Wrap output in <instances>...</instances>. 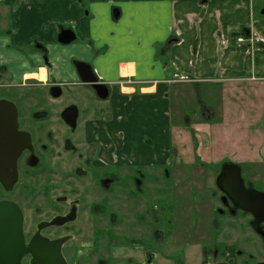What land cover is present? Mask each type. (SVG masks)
<instances>
[{"label":"crops","instance_id":"obj_1","mask_svg":"<svg viewBox=\"0 0 264 264\" xmlns=\"http://www.w3.org/2000/svg\"><path fill=\"white\" fill-rule=\"evenodd\" d=\"M262 1L88 0L86 6L85 0H3L0 66L7 69H0V82L71 83L62 85L63 95L82 84L90 90L74 65L84 61L108 84L114 116L105 129L97 125L90 138L101 140L102 135L110 147L117 142L132 162L169 166L170 183L186 178L189 173L180 168L194 167L199 158L236 163L245 178L264 185ZM62 28L73 29L76 40L60 43ZM36 42L45 46L47 58L33 48ZM75 95L80 101L70 94L67 102L85 100ZM144 132L163 146L165 158L144 156L152 149ZM191 209L201 210L202 219L208 213L194 203ZM176 229V239H184ZM136 255L139 261L145 258L142 251ZM154 264L177 263L157 253ZM182 264L203 262L189 255ZM212 264L238 262L232 258Z\"/></svg>","mask_w":264,"mask_h":264},{"label":"flooded vegetation","instance_id":"obj_2","mask_svg":"<svg viewBox=\"0 0 264 264\" xmlns=\"http://www.w3.org/2000/svg\"><path fill=\"white\" fill-rule=\"evenodd\" d=\"M33 48L43 51L44 57L47 58V49L44 45L36 42ZM0 69L5 70L7 66H0ZM64 84L67 86L71 83L42 82L36 79L23 83H14L13 79L0 82V92L2 89H7L8 94L3 92L2 94L13 95L10 97L3 95L4 97L0 96V99H9L17 105V129L30 136V143L23 148L18 157V181L11 190L15 191L18 185L24 186L25 182L31 181L30 178L34 182L56 184L50 187L52 192L25 191L18 197L9 199L17 202L23 211L26 243L33 242L32 245L37 243L34 253L27 251L22 256V264H154L157 253L172 257L177 264L186 262L189 255L201 258L203 264H212L224 258L235 260L236 255L229 256L234 246L220 245V239L231 230L230 222L227 221L224 226L219 225V227L218 221L220 218H230L238 211L251 213L237 207L230 195L218 183L223 167L232 162L223 159L216 165L218 170L220 169L214 178L220 205L211 210V237L198 238L201 237L198 235L199 224L202 221L200 210L195 224L197 239L193 240L185 236L184 239H176L175 229L172 227L156 226L161 220L157 212L158 207L154 205L149 212L148 207L144 210L146 203L143 199L138 200V194L143 191V179L140 175L143 177L147 175V172L143 173L140 162H132L126 157V160L112 165L116 172L107 171L108 145L103 143L105 141H101L102 135L99 141L90 138L89 121L85 119L90 113L95 114L97 109L101 114L106 115V107L91 108L90 99L86 100V98L81 103H64L62 98ZM21 85L28 86L31 91L26 92L31 95L19 102L18 96L9 90L12 86ZM57 87L61 88L60 96H56L59 91ZM90 88L95 92L93 87ZM97 98L94 100L97 101ZM73 104L77 105L79 110L76 126L64 118L65 114L70 116L66 110ZM146 166L160 168L167 181L165 184L167 187L185 182L196 184L193 176L190 175L182 178L180 182L170 183L171 171L167 165L148 166L147 164ZM241 174L245 186L253 187L250 181L245 179L242 168ZM126 175L129 177L128 181L121 182V177ZM201 175L197 174L198 181ZM27 176L28 180H25ZM77 182L86 183V187H79L80 190L75 187ZM115 185H120L117 197H114L112 194L114 190H111ZM194 186L201 187L200 191H203V184H200V181ZM161 190L162 188L153 194H163L164 190ZM196 190L194 189L195 198ZM195 198L196 207L198 205L195 204ZM128 199L135 201L134 204L139 207L131 206L125 209L123 207L125 204L130 206V203L126 202ZM113 201L115 205L112 204ZM140 209L143 210L141 220L137 216ZM218 215L222 216L218 217ZM169 233L172 234L169 236ZM58 240H61L59 248L56 245L53 248L49 246L50 242ZM211 241H213L212 246H210ZM159 243L163 245L165 243L168 247L158 248ZM138 251L145 253L144 260H138L136 255ZM169 251L172 254H168Z\"/></svg>","mask_w":264,"mask_h":264},{"label":"rangeland","instance_id":"obj_3","mask_svg":"<svg viewBox=\"0 0 264 264\" xmlns=\"http://www.w3.org/2000/svg\"><path fill=\"white\" fill-rule=\"evenodd\" d=\"M85 3H86V6L90 5L88 0H85ZM262 4L264 5V1H262ZM86 10L88 11V9H86ZM40 77H44V71H42V73L40 74ZM82 85L74 87V89H72V91H70V93H69V91L66 90V92L63 95V98H64V103H67L66 98H68V96L70 94H72L73 96H69V98H73L74 96H76L75 94H79L81 96H85L86 100L90 99L89 100V102H90L89 106L91 108H100L102 106L106 107V115L101 114L99 112V109H97V111H95V114L90 113L85 118L87 121H89V127H90L89 135H90V134H93L94 130H98V126H101L103 129H105L107 122L112 123L114 121L113 120L114 116H112V114L109 111L110 110V104H111L110 99L112 97V93H111V96H109V98H108L109 100L99 99V98H97L96 94L94 93V91L92 89L86 90L84 87H82ZM27 87L28 86L22 87V85L21 86H15V87L12 86L9 91H13L15 93V95L18 96L17 100L19 102H22L26 96L31 95L30 93L26 92L27 90L31 91ZM69 90H70V88H69ZM2 92L5 94H8L7 89H2ZM2 92H0V96L4 95V94H2ZM4 96H8V95H4ZM10 96H13V95H10ZM10 96H8V97H10ZM75 98H77L80 101V98L78 96H76ZM94 98L95 99L97 98V101H95ZM186 105L189 106L190 109H192L191 105H193V104L186 103ZM153 108L158 109V108H160V105H155V106H153ZM182 108H185L184 102H183ZM151 110H152V108H151ZM103 121L105 123H103ZM81 127H83V124H81ZM144 134H145L144 139L146 140V143L148 144L147 146L152 148L150 151L145 152L144 156H146V157L147 156H154V159L165 158V154L162 150L163 146L157 145L155 143V140L151 139V137H152L151 135H150L151 136L150 137V136L146 135L145 132H144ZM117 137L119 138V137H124V136L120 133H117ZM97 141H99V140H97ZM243 145H244L243 143L237 144V147L242 148ZM121 151L122 150L117 145V142L115 144H112L111 147L108 146L107 171L111 170L113 172H116L115 167L112 165H115L122 160H126L127 156L123 155L121 153ZM173 153H175V152H173ZM120 156H121V159H120ZM147 164H148V166L149 165L152 166L153 163L150 161H148V162L142 161L140 163V165L143 166V167H141V169L143 170V173L147 172V175H145L144 177L140 175V178L143 179V187H142L143 191L141 194H138V200L143 199V201L146 203L144 210H147V207H148L149 212L151 211V209L154 205H156L158 207L157 212H158L161 220L159 223L156 224V226L157 227H163V228L172 227V229H175V230H177L176 227H178V228H180V230H178L179 232L183 233V235L185 237H190L193 240H195L198 235H201V237H198L199 239L210 238L212 235V228H211L210 223L204 222V220H205V218L207 220H210L211 210H213L214 207H216V206L218 207L220 205V201L218 198V190H217V187L215 185V179H214L220 171V169L218 170V166H216V165H218V163H209V165H210L209 166L207 162L201 161V159L198 158L196 164L192 165L194 167L191 166L192 168H190V167L180 168L183 172H187V173H189L190 176H193V181L195 180L196 184L199 183V181H200V184L201 183L203 184V190L205 189L204 191H200L202 189L201 187L195 188V186H194V185H196L195 183H193V184L189 183L188 184V182H185V183L180 184V185L172 184L171 186L167 187V186H165L167 181L163 177L160 168H149V167L147 168V166H146ZM198 173L202 174L201 177H199V179H200L199 181L197 179ZM120 174L121 173L119 172V175ZM176 175L179 176L180 174L177 173ZM30 179H31V181L25 182L24 186L18 185L15 191L14 190L13 191L12 190H10V191L5 190V188L3 187V185L0 182V200L16 198L20 194L24 193L25 191L26 192L32 191L33 193L52 192L50 187L56 185L55 183L50 184L49 182H46V183L34 182L32 178H30ZM128 179H129V177H128V175H126L125 177H121L120 181L126 182V181H128ZM245 179L248 181L247 178H245ZM25 180H28V176H27V178H25ZM23 181H24V179H23ZM249 183H251V185L255 189L260 190V191H264V185L263 184L253 183L251 181ZM183 186H187V187H184V189H185L184 194L180 191L181 187H183ZM75 187L84 188V187H86V183L80 184L77 182ZM161 188H162L161 191L164 190L163 194H153V193L159 192ZM194 189H197L196 190L197 193L195 194L196 198L194 197V193H195ZM111 190H114L112 192V194L114 195V197H117V193L120 190V185H115L114 187L111 188ZM109 194H110V192H108V195ZM194 198H195V204L196 205H200L202 209L208 211V213L205 214L203 219H201L202 221L199 224L200 230H199L198 235L196 233L197 228L195 229L192 226L186 227L187 224L195 226V224L197 222L199 210L191 209L192 204L194 203V200H193ZM126 202H129L130 206L125 204V206H123L125 209H129V207H131V206H135L136 208L139 207V206L137 207L134 204L135 201H132L130 199L126 200ZM112 204L115 205V201H113ZM29 206L32 207V205H29ZM209 210H210V213H209ZM139 211L142 212L143 210L140 209ZM140 212L137 214V216L139 217V220H141V216H143V212H142V214ZM221 216L222 215H218V217H221ZM226 218H228V219H226ZM149 219H150V217H149ZM254 219L255 218L253 217V215L246 214L242 211H238V212H236V214L234 216H232L230 218L229 217L220 218V220L218 221V226L219 225L224 226V224L227 221L230 222L231 230L227 233V235L223 236L220 239V245L229 244L231 246H234L233 248H231L232 251L229 252V256L230 255L231 256L236 255V260H237L238 264H264V241L261 238V236L253 228L252 222L254 221ZM261 227L264 230V223L262 224ZM172 233H169V236ZM212 242L213 241L210 242L211 244L210 243H208V244H210V246H212ZM139 243H140V241H139ZM157 246H158V248H159V246H162L164 248L168 247L165 243H164V245L162 243H159V244H157ZM236 246L238 247V249ZM237 250H239V252H237ZM168 254H172V252L169 251ZM224 260L229 261L230 259L224 258Z\"/></svg>","mask_w":264,"mask_h":264},{"label":"water","instance_id":"obj_4","mask_svg":"<svg viewBox=\"0 0 264 264\" xmlns=\"http://www.w3.org/2000/svg\"><path fill=\"white\" fill-rule=\"evenodd\" d=\"M1 1V0H0ZM264 14V9L262 10ZM76 40V34L71 28H62L58 41L69 44ZM75 69L83 83L90 84L96 91L98 97L107 99L110 88L106 82L99 80L91 64L81 60L74 61ZM56 96H60L62 91ZM70 116L64 115L65 120L77 124L79 110L73 104L66 110ZM18 108L17 105L6 98L0 99V182L5 190L10 191L18 181V157L23 148L30 143L29 134L21 133L17 129ZM223 190L230 195L234 204L250 212L254 216L252 224L264 239V191L253 187L247 188L241 174V167L236 163H229L223 167L222 175L218 180ZM26 243L23 229V211L19 204L13 200H0V264H22V256L27 251L37 248V243L32 245ZM32 245V246H31ZM59 248L61 240L50 242L49 246ZM60 257V255H57ZM50 264V263H49Z\"/></svg>","mask_w":264,"mask_h":264},{"label":"trees","instance_id":"obj_5","mask_svg":"<svg viewBox=\"0 0 264 264\" xmlns=\"http://www.w3.org/2000/svg\"><path fill=\"white\" fill-rule=\"evenodd\" d=\"M241 29H242L241 31H243V32H244L245 30H246V31L248 30L246 27H241Z\"/></svg>","mask_w":264,"mask_h":264},{"label":"built area","instance_id":"obj_6","mask_svg":"<svg viewBox=\"0 0 264 264\" xmlns=\"http://www.w3.org/2000/svg\"><path fill=\"white\" fill-rule=\"evenodd\" d=\"M238 40L239 41H244V38L243 37H239Z\"/></svg>","mask_w":264,"mask_h":264}]
</instances>
